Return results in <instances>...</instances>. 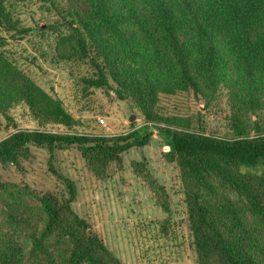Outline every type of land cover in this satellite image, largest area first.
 <instances>
[{
	"label": "trees",
	"instance_id": "obj_1",
	"mask_svg": "<svg viewBox=\"0 0 264 264\" xmlns=\"http://www.w3.org/2000/svg\"><path fill=\"white\" fill-rule=\"evenodd\" d=\"M30 1L0 0V116L12 124L9 112L21 106L42 128L12 124L0 165L19 166L31 146L50 154L74 146L103 177L156 128L182 181L192 264H264V0H36L60 19L48 22L57 31L55 63L89 70L78 77L83 95L111 91L143 120L114 136L90 131L7 55L4 33L29 32L17 6ZM188 95L203 101L201 110L182 108ZM223 106L229 122L216 134L201 111ZM57 177L66 196L36 194L39 229L27 188L0 177V264H121L71 208L73 183Z\"/></svg>",
	"mask_w": 264,
	"mask_h": 264
},
{
	"label": "rangeland",
	"instance_id": "obj_2",
	"mask_svg": "<svg viewBox=\"0 0 264 264\" xmlns=\"http://www.w3.org/2000/svg\"><path fill=\"white\" fill-rule=\"evenodd\" d=\"M45 5L48 4L34 0L17 6L21 25L29 32L21 39V35L4 33L7 55L44 91L61 100L73 118L89 123L94 134L121 135L129 132L132 124L136 128L143 125L128 103L118 101L111 91L92 89L91 94L83 95L78 77L89 72L86 65L55 63L52 55L57 31L48 28L52 26L48 22L60 19ZM180 102L189 111L202 109L203 101L192 95L180 98ZM201 112L213 132H226L230 110L223 106L214 108L211 114ZM130 113L136 116L132 122L127 119ZM9 115L19 129L42 128L24 107L13 108ZM12 124L0 116V140L13 131ZM43 129L59 133L64 130L57 125ZM76 130L86 129L76 126ZM148 131V144L120 154V161L110 163L103 177L88 169L74 146L56 148L51 154L47 148L31 146L29 156L20 159L19 166L0 165V177L4 182L27 188L24 200L38 220V229L42 227V216L36 194L51 192L65 197L64 184L57 177L61 175L75 187L73 211L121 264H192L182 181L175 163L165 159L168 138L156 128ZM163 205L167 210H163Z\"/></svg>",
	"mask_w": 264,
	"mask_h": 264
},
{
	"label": "water",
	"instance_id": "obj_3",
	"mask_svg": "<svg viewBox=\"0 0 264 264\" xmlns=\"http://www.w3.org/2000/svg\"><path fill=\"white\" fill-rule=\"evenodd\" d=\"M136 118L135 114L133 113H130L128 116H127V119L128 121L132 122L134 119ZM90 234V232H88Z\"/></svg>",
	"mask_w": 264,
	"mask_h": 264
},
{
	"label": "built area",
	"instance_id": "obj_4",
	"mask_svg": "<svg viewBox=\"0 0 264 264\" xmlns=\"http://www.w3.org/2000/svg\"><path fill=\"white\" fill-rule=\"evenodd\" d=\"M100 122L102 121V120H99Z\"/></svg>",
	"mask_w": 264,
	"mask_h": 264
}]
</instances>
